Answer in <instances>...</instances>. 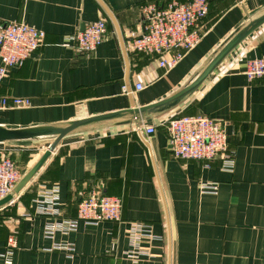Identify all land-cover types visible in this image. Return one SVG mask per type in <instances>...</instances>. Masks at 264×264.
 Masks as SVG:
<instances>
[{"label":"crops","instance_id":"obj_1","mask_svg":"<svg viewBox=\"0 0 264 264\" xmlns=\"http://www.w3.org/2000/svg\"><path fill=\"white\" fill-rule=\"evenodd\" d=\"M166 0H0V22H24L44 32L42 45L12 67L0 94L28 98L30 105L0 110V125H51L146 106L179 88L264 0H208L201 38L177 65L164 69L150 55L129 47L142 31L139 7ZM107 32L90 52L73 47L71 36L98 19ZM264 59V23L244 38L186 100L133 124L81 130L64 136L19 195L0 208V250L17 238L11 264H67L56 243H71L74 264H264V81L249 80L245 63ZM141 88L136 89L135 84ZM124 87V88H123ZM205 115L224 122L232 172L215 159L204 162L171 154L166 121L172 115ZM52 137L0 143L23 174ZM47 144V145H46ZM46 145V147H45ZM201 182L217 184L202 193ZM54 188L62 218L94 192L119 196L118 221L79 222L67 233L44 235L49 216H27L41 188ZM130 222L149 226V256L129 250ZM0 264H3L0 259Z\"/></svg>","mask_w":264,"mask_h":264},{"label":"built area","instance_id":"obj_2","mask_svg":"<svg viewBox=\"0 0 264 264\" xmlns=\"http://www.w3.org/2000/svg\"><path fill=\"white\" fill-rule=\"evenodd\" d=\"M208 9V0H166L160 7L155 3L143 4L139 7L142 31L130 39L129 47L152 56L161 68H172L199 42L202 22ZM106 32V22L101 18L87 24L70 39L75 49L90 52L97 47ZM43 37L42 30L24 22H0V86L12 67L22 66L42 45ZM244 74L249 80L264 81V59L247 60ZM141 87L140 83L135 84L136 89ZM28 105V98L0 94V110ZM166 129L174 157L198 160L207 167L217 159L222 170L233 171L234 151L229 148L224 122L205 115H172L166 121ZM136 131L150 135L156 129L153 124L141 122L136 125ZM21 176L19 168L0 146V199L13 189ZM199 188L202 193L217 192L216 183L201 182ZM59 200L56 189L43 187L34 199L32 213L26 214L53 219L44 224L43 232L47 238H52L57 231L67 233L76 228L79 222L96 224L100 221H118L121 217L119 196L94 192L77 203L76 215L72 218L61 217ZM128 232L130 248L125 251V256L133 261L148 257L149 252L142 247L141 241L144 237L153 238L149 226L142 222H130ZM16 247L17 238L11 234L3 250H0L3 264L12 263ZM52 248L64 250L69 259L67 264H74L70 262L75 252L73 244L56 243Z\"/></svg>","mask_w":264,"mask_h":264},{"label":"water","instance_id":"obj_3","mask_svg":"<svg viewBox=\"0 0 264 264\" xmlns=\"http://www.w3.org/2000/svg\"><path fill=\"white\" fill-rule=\"evenodd\" d=\"M264 23V8L257 15L247 18L237 26L208 56V58L197 68V70L184 82L179 88L174 90L166 97L157 102L146 106L129 108L116 112L90 116L68 122L39 125L26 128H9L0 125V143L36 139L39 137H52L43 153L25 171L13 189L2 199H0V208L13 201L24 187L32 180L35 174L44 165L51 153L56 148L58 142L66 135L81 131L94 130L103 127L133 124L152 119L154 116L175 108L205 81V79L214 71V69L225 59V57L251 32Z\"/></svg>","mask_w":264,"mask_h":264},{"label":"trees","instance_id":"obj_4","mask_svg":"<svg viewBox=\"0 0 264 264\" xmlns=\"http://www.w3.org/2000/svg\"><path fill=\"white\" fill-rule=\"evenodd\" d=\"M181 115H186V114H178V115H174V116H181ZM8 156L11 158L12 156L10 154H8ZM15 163V162H14Z\"/></svg>","mask_w":264,"mask_h":264},{"label":"rangeland","instance_id":"obj_5","mask_svg":"<svg viewBox=\"0 0 264 264\" xmlns=\"http://www.w3.org/2000/svg\"><path fill=\"white\" fill-rule=\"evenodd\" d=\"M47 145V144H46ZM46 145H45V147H46ZM0 146H2V145H0ZM3 147V146H2ZM21 171V170H20Z\"/></svg>","mask_w":264,"mask_h":264}]
</instances>
